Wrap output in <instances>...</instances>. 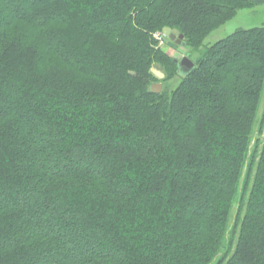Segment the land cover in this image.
<instances>
[{
    "label": "trees",
    "instance_id": "1",
    "mask_svg": "<svg viewBox=\"0 0 264 264\" xmlns=\"http://www.w3.org/2000/svg\"><path fill=\"white\" fill-rule=\"evenodd\" d=\"M244 3L0 0V264H264V25L205 43Z\"/></svg>",
    "mask_w": 264,
    "mask_h": 264
},
{
    "label": "rangeland",
    "instance_id": "2",
    "mask_svg": "<svg viewBox=\"0 0 264 264\" xmlns=\"http://www.w3.org/2000/svg\"><path fill=\"white\" fill-rule=\"evenodd\" d=\"M261 25H264V5L251 6L247 3H244L242 8L239 9L236 16L232 20L228 21L227 23H225L224 25L220 26L218 29L213 31L206 38L205 43L208 45L216 43L217 41L227 37L228 35L234 33L236 30L240 28H251ZM157 39L159 42L157 47L162 48L163 51L172 58H180L183 55L187 54V49L185 46L176 44L177 47L174 48L168 47L166 44L167 40L169 39L168 37L164 41L160 40L158 37ZM169 71L168 69L167 70L164 69L166 75L169 74ZM183 77L184 75L178 74L166 81H163L166 78V76L164 79H158L157 77L156 78L158 82L163 83V86H165L166 88L170 87V89L173 90L179 85ZM263 112H264V99L262 106L260 108L259 115L261 116Z\"/></svg>",
    "mask_w": 264,
    "mask_h": 264
},
{
    "label": "water",
    "instance_id": "3",
    "mask_svg": "<svg viewBox=\"0 0 264 264\" xmlns=\"http://www.w3.org/2000/svg\"><path fill=\"white\" fill-rule=\"evenodd\" d=\"M163 34L176 44L186 46L185 35L178 28L166 27L163 30ZM174 62L177 64L178 73L184 76L188 75L196 68V62L188 55H184L180 58H174ZM152 72L158 79H164L166 76L164 67L159 63L154 64ZM162 88V82H155L150 87L153 92L157 93L161 92Z\"/></svg>",
    "mask_w": 264,
    "mask_h": 264
},
{
    "label": "built area",
    "instance_id": "4",
    "mask_svg": "<svg viewBox=\"0 0 264 264\" xmlns=\"http://www.w3.org/2000/svg\"><path fill=\"white\" fill-rule=\"evenodd\" d=\"M156 37H158L160 40L164 41L165 40V35L163 33H158L156 34Z\"/></svg>",
    "mask_w": 264,
    "mask_h": 264
}]
</instances>
